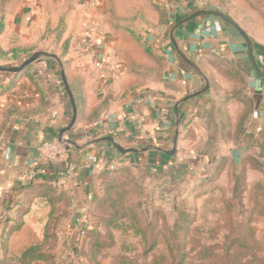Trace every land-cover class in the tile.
I'll list each match as a JSON object with an SVG mask.
<instances>
[{
  "label": "crops",
  "instance_id": "1",
  "mask_svg": "<svg viewBox=\"0 0 264 264\" xmlns=\"http://www.w3.org/2000/svg\"><path fill=\"white\" fill-rule=\"evenodd\" d=\"M100 2L4 0L0 5L4 16L0 51L40 54L29 67L31 72L27 68L20 75L9 74L0 80V219L5 218L6 225L12 223L11 213H21L34 192L43 201H48L50 192L66 196L77 204L79 223L110 162L155 170L182 165L180 146L191 143L187 136L207 125L206 108L217 87L232 96L228 110L233 125L242 121L247 108L234 93L240 76L254 103L247 109L246 130L232 151L236 162L253 143L263 121L264 80L254 72L244 40L229 24L201 16L180 27L176 39L208 76L211 88L206 97L181 106L176 155L121 153L110 142L95 143L113 136L124 149L147 145L170 149L174 114L172 110L171 121L169 108L204 85L165 35L196 9L178 6L171 13L169 26L161 24L157 11L148 9L140 15L142 19L133 21L134 28L107 23L104 10L97 7ZM229 16L254 40L264 67V40L252 36L238 19ZM138 29L140 34L135 32ZM45 54L57 56L62 65ZM62 69L78 107L76 124L68 132L63 131L71 122L72 106ZM52 144L59 146L58 151L48 149ZM91 157H97L98 162L92 163Z\"/></svg>",
  "mask_w": 264,
  "mask_h": 264
},
{
  "label": "rangeland",
  "instance_id": "2",
  "mask_svg": "<svg viewBox=\"0 0 264 264\" xmlns=\"http://www.w3.org/2000/svg\"><path fill=\"white\" fill-rule=\"evenodd\" d=\"M98 1L103 19L114 26L135 28L133 21L148 9L171 16L183 5L223 11L264 40V0ZM34 54H22L21 61L0 55V66L17 67ZM7 75L0 72V80ZM243 78L234 93L249 109L254 102ZM216 89L206 108L207 125L180 146L182 165L107 171L79 223L77 204L66 196L47 193L51 200L43 201L30 193L22 212L11 213V224L0 219V264H26L23 252L38 244L48 258L32 264H177L182 255L183 264H264V117L236 162L232 151L246 130L248 110L235 127L228 110L232 96Z\"/></svg>",
  "mask_w": 264,
  "mask_h": 264
},
{
  "label": "water",
  "instance_id": "3",
  "mask_svg": "<svg viewBox=\"0 0 264 264\" xmlns=\"http://www.w3.org/2000/svg\"><path fill=\"white\" fill-rule=\"evenodd\" d=\"M201 16H208V17H211L212 19H217L219 21H223V22L229 24L231 27H233L240 34V36L242 37V39L245 42L249 61H250L252 68L254 69V72L256 73V75L258 77H260L261 79L264 80V67L261 64L260 56L258 55L255 42L251 38V36L248 34V32L236 20L231 18L227 13H225L223 11L213 10V9H196L193 13H191L190 15L184 17L183 19H181L180 21L175 23L171 27L170 32H169V40H170L175 52L184 61V63L188 67H190L202 79V81L204 83L203 87L200 90L187 95L186 97L177 101L174 104V107H173L174 125H173L172 147L167 150V149H163L161 147L147 145V146L139 148V149H124L121 147V145H119L116 142V140L113 136H108V137L98 139L97 141H95V143L110 142L121 153H128V152L145 153L148 151H154V152H158V153H163V154L168 155L170 157H174L176 155L177 147H178V143H179V137H180V124H181L180 108H181V106L184 103L189 102L193 99L199 100L202 97H206L210 91V88H211V82H210V79L208 78V76L200 69V67L194 61H192L184 53V51L182 50L181 46L179 45V43L176 39V32L178 31V29L180 27H182L184 24H186V23H188V22H190L196 18H199ZM45 55L49 58L55 59L58 63L61 64V61L57 56L49 55V54H45ZM39 59H40V54L36 53L31 58L27 59L26 61H24L21 65H19L17 67L0 66V72L9 73V74H16V75L22 74L27 68H29L32 64L36 63ZM61 76H62V80H63V84L65 86V89L68 93V96H69V99L71 102V106H72L71 122H70L69 126L63 131V132H68L76 124V121L78 118V107H77L74 95L70 89V86L68 84V81H67V78H66V75H65V72L63 69L61 71Z\"/></svg>",
  "mask_w": 264,
  "mask_h": 264
},
{
  "label": "trees",
  "instance_id": "4",
  "mask_svg": "<svg viewBox=\"0 0 264 264\" xmlns=\"http://www.w3.org/2000/svg\"><path fill=\"white\" fill-rule=\"evenodd\" d=\"M188 10H190V9L188 8ZM160 22H161L162 25H165V26H169L170 25V16H168V12H166L164 14H162V13L160 14ZM3 29H4L3 23H2V21H0V34L3 32ZM146 50L148 51V53H150V50L148 48H146ZM29 53H31L30 50H23V51H12L9 54H11L10 58H11L12 61H17V60L21 61L22 60L21 55L22 54H29ZM0 55L4 57V56H8V53L6 54V53L0 51ZM30 78H31V75H30ZM169 110H170L169 118H170L171 121H173V114H172V110L173 109H172V107H170ZM110 163L107 164V167L104 170L103 174L106 173L107 171H110L108 169V166H109ZM47 196H48V200H51L50 199L51 198L50 195L47 194ZM61 196H62V194H61ZM20 227H21V224H19L16 228L14 227L12 229V231L17 230ZM41 247H42V244H40V245L38 244V245L29 247L28 249H26L23 252L22 259L24 261H27L26 264H32L34 262H39V261H47L48 256L41 250ZM184 260H185V257H184V255H182L181 259L179 260V262L177 264H183Z\"/></svg>",
  "mask_w": 264,
  "mask_h": 264
},
{
  "label": "built area",
  "instance_id": "5",
  "mask_svg": "<svg viewBox=\"0 0 264 264\" xmlns=\"http://www.w3.org/2000/svg\"><path fill=\"white\" fill-rule=\"evenodd\" d=\"M84 43H87L86 40H84ZM97 65H98V67H101V66H102V63L99 62V63H97ZM60 146H61V145H60ZM48 149H49L50 151L56 152V151H58L59 146H58V145H55V144H52V145H49V146H48ZM90 161H91L92 163H97V162H98V159H97V157H91V158H90ZM122 165H123V163H122L121 161H116V162L111 163V164L108 166V169H109L110 171H113V170L118 169V168L121 167ZM83 233H84V232H83Z\"/></svg>",
  "mask_w": 264,
  "mask_h": 264
}]
</instances>
